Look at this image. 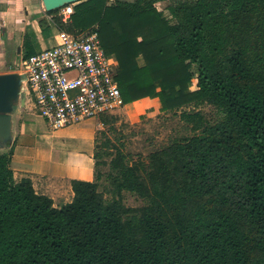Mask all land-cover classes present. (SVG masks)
I'll use <instances>...</instances> for the list:
<instances>
[{
	"label": "trees",
	"instance_id": "1",
	"mask_svg": "<svg viewBox=\"0 0 264 264\" xmlns=\"http://www.w3.org/2000/svg\"><path fill=\"white\" fill-rule=\"evenodd\" d=\"M107 1L81 0L66 23L47 14L59 31L98 33L124 105L157 100L192 135L147 161L97 142L94 179L72 180L60 207L15 180L12 148L0 153V264H264V0H176L170 19L162 0ZM202 104L220 118L185 110Z\"/></svg>",
	"mask_w": 264,
	"mask_h": 264
},
{
	"label": "crops",
	"instance_id": "2",
	"mask_svg": "<svg viewBox=\"0 0 264 264\" xmlns=\"http://www.w3.org/2000/svg\"><path fill=\"white\" fill-rule=\"evenodd\" d=\"M51 26L55 27L41 0H0V73L14 72L6 59L7 49L10 53L18 47L19 59H24L21 55L27 52H39L33 47L35 43L40 46L43 43V49L54 46L58 34L50 35L44 30ZM33 31L35 36L30 39L29 33ZM150 102L159 108L157 100H139L124 105V108L139 103L142 109L148 108ZM21 111L16 114L11 147L15 180L31 179L35 191L50 197L56 207L69 203L73 198L72 180L94 179L97 132L105 127L97 118L78 126L47 130L39 116L24 117Z\"/></svg>",
	"mask_w": 264,
	"mask_h": 264
},
{
	"label": "built area",
	"instance_id": "3",
	"mask_svg": "<svg viewBox=\"0 0 264 264\" xmlns=\"http://www.w3.org/2000/svg\"><path fill=\"white\" fill-rule=\"evenodd\" d=\"M74 4L58 9L64 23L70 21ZM20 72L27 78L28 99L51 130L124 107L115 78L116 60L105 53L95 30L77 35L59 31L54 46L20 59Z\"/></svg>",
	"mask_w": 264,
	"mask_h": 264
},
{
	"label": "rangeland",
	"instance_id": "4",
	"mask_svg": "<svg viewBox=\"0 0 264 264\" xmlns=\"http://www.w3.org/2000/svg\"><path fill=\"white\" fill-rule=\"evenodd\" d=\"M174 1L176 0H162L156 3V7L164 13L166 18L170 19V14L167 7ZM113 2L114 0H108L107 5H110ZM77 3L74 4V7ZM55 27H47L44 30L49 31L50 35H57L58 29ZM40 30H42V28ZM34 36V31L33 33H29L30 39H32ZM38 36L41 38L39 34ZM43 45V43H41V46L38 43H35L33 47L41 52L45 50L43 49ZM46 48H49V45ZM16 49L14 50V52L10 51V53L7 49V58L5 57L6 59H8V62H10L11 68L14 70V72L20 71L18 47H16ZM21 56L24 57V55ZM196 69L197 67L195 65L192 66L193 72H195ZM191 89H196L195 78L193 79ZM141 105L142 104L139 103L138 105L134 104L132 106H127L125 108L122 107L118 109L114 114L117 117V121L113 125H111V128L109 129L108 127H105L103 131L97 132V142L99 143V146L102 145L106 140H110L112 144L122 148L124 152L130 153L134 160L142 159L144 161H147V157L151 152L168 145L176 138L192 135L189 128L180 120V112H178L177 115L173 113H162L160 112L159 108H157L158 106H156V104L153 102L150 103L151 106H149L148 108L144 107L142 109ZM185 110H199L210 122L217 121L220 118V115L217 112L216 108L208 104H202L198 107L189 106ZM27 111H29L30 113H27ZM21 113H23L24 117L30 115L38 116L32 101L29 99L27 109H22ZM16 117L17 116L15 115V120ZM40 119L42 120L43 127H45L46 129H50L41 117ZM113 150L114 149L105 150L104 153H110L108 151ZM101 151H103L102 147ZM104 158L106 161L110 160L109 156H106ZM101 171L103 173H106L107 167H101ZM105 197L108 199L110 198V195L105 193ZM123 203L125 204V206L133 208L142 206L144 204L141 198L128 192L123 193Z\"/></svg>",
	"mask_w": 264,
	"mask_h": 264
},
{
	"label": "water",
	"instance_id": "5",
	"mask_svg": "<svg viewBox=\"0 0 264 264\" xmlns=\"http://www.w3.org/2000/svg\"><path fill=\"white\" fill-rule=\"evenodd\" d=\"M81 0H41L46 12L58 10ZM133 1V0H126ZM28 84L20 71L0 73V153L10 150L14 142L15 115L27 109Z\"/></svg>",
	"mask_w": 264,
	"mask_h": 264
}]
</instances>
